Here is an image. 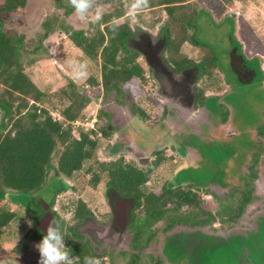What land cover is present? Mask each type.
I'll list each match as a JSON object with an SVG mask.
<instances>
[{
    "label": "trees",
    "instance_id": "1",
    "mask_svg": "<svg viewBox=\"0 0 264 264\" xmlns=\"http://www.w3.org/2000/svg\"><path fill=\"white\" fill-rule=\"evenodd\" d=\"M54 1L65 15L75 12L68 0ZM240 1L244 0H150V7L146 9L159 12L150 24L152 26L162 20L165 13L161 35L164 37L163 51L167 65L176 73L194 67L199 70L200 82L195 86L197 106L209 109L210 99L215 96L220 98L221 95L208 92H220L223 84L230 81L224 75L221 77L220 73L224 72L221 58L214 46L201 38L198 20L202 15L211 16V19L214 15H223L222 22H228L234 33L235 16L225 12ZM26 2L27 0H5L0 3V108L3 110L0 123V255L7 253L3 241L15 229V222L27 216L22 213L18 198L16 202L19 209L8 205L9 194L33 196L56 183V195L68 188L65 179L72 180L77 173H82L83 181L93 190L104 187L121 197L134 200L130 219L131 228L136 233L135 247L138 248L140 242L151 241L153 237H156V241L161 238V251L168 264H242L239 257L246 247L253 254L261 255L264 251V220L259 229L254 233L250 232L248 237L231 229L222 231L215 228L214 234H208L199 227L212 216L211 211L202 207V200L198 199L200 192L209 191V187L213 185L228 189L238 183L227 172L223 171L222 180L215 176L208 184H201L198 182L201 177H198L197 170H189L187 182H181L178 178V183L173 184L167 180L161 187L150 188L148 183L152 175L169 161L170 157H167L163 149L154 150L148 162L127 159L124 152H121V147L110 143L120 127L104 109H99L97 114L103 121L102 124L96 121L95 126L86 129L76 124L84 122L87 117V108L91 102L84 92L87 85L97 92L98 97L106 98L112 93L118 98L130 95L133 99L132 112L143 120L150 118L139 100L144 95L148 99L153 97L151 93L145 92V86L149 78L156 76L153 70L146 67L145 61L140 60L141 52L131 46L130 41L136 34L128 14L131 0L120 1L111 9L103 10L102 21L98 24L89 21L87 29L74 28L58 15L46 17L42 23L45 31L41 41L60 30L81 51L82 61L90 63V75L84 84L78 85L68 78L63 86L54 91L51 87L42 89L34 81L26 65L33 64L36 59L28 58L25 62V54L30 51L25 49L22 36L5 29L6 17L13 11H21ZM114 17L120 19L121 25L115 34L110 27ZM233 33L232 41L242 49V42ZM250 33L252 36V32ZM244 38L247 39L246 36ZM247 42L250 43L251 40ZM186 43L199 49L198 60L183 51ZM254 51L264 52V45L256 46ZM248 61L257 71L255 80H264L259 57ZM157 92L163 94L161 84ZM54 112L59 116H55ZM168 112L164 107L163 114ZM221 114L226 123L228 110L222 105ZM252 135H258L264 140V125ZM257 137L246 141L249 146L246 150L249 154V164L246 165L248 170L241 162L235 164L230 173H235V177L238 174L242 177V193L237 196L233 193L226 195L213 215L215 220L221 217L222 221H235L246 204L260 198L254 193V179L259 164L262 165L264 175V143H260ZM209 138L206 137L203 147H200V152H206L208 156V152L212 150V140ZM103 146L109 158H103L99 154ZM201 172L202 175L205 174L206 168L201 169ZM185 206H190V211H182L181 208ZM52 208L53 204L38 213L25 210L26 214L32 216L33 222L21 239V248L15 250L17 255L24 256L30 241L43 239L45 234L41 231V218L46 210ZM62 208L71 213L70 220L53 210L54 219L62 228L67 229L65 245L72 256L78 258L77 264H83L85 256H99L90 240L78 228L80 222L93 215L91 205L83 198H78ZM158 222L165 224L162 231L164 235H156L159 228L154 231L153 227ZM187 224L195 229L185 230L183 226ZM174 225H181L182 228L170 232ZM18 228L23 229L21 224ZM260 243L262 246L257 250L255 245ZM136 256L137 263L140 253ZM101 264H110V261L102 260ZM156 264H161L160 260Z\"/></svg>",
    "mask_w": 264,
    "mask_h": 264
},
{
    "label": "rangeland",
    "instance_id": "2",
    "mask_svg": "<svg viewBox=\"0 0 264 264\" xmlns=\"http://www.w3.org/2000/svg\"><path fill=\"white\" fill-rule=\"evenodd\" d=\"M4 1L0 0V3ZM120 1L126 2L127 0H101L102 11L111 9ZM158 13L156 10H145L136 18H131L133 28L136 31L135 36L141 33L143 38L149 36L155 42L159 41L161 43L164 40L161 35V25L165 13L162 20L157 21L153 26L150 25L154 22ZM228 13H232L236 19L234 33L231 31L232 27L228 22H222L223 15H214L212 19L211 16L202 15L198 20L201 27V38L210 42L221 58L222 70L224 71L220 73L221 77L225 75L226 78L230 79L229 83L223 84L222 91L217 93L215 91L208 92V94L221 95L220 98L215 96L210 99V110L204 107L195 109L192 106V99H189V104L184 105L172 101L171 107L166 108L168 111H172V115L167 113L164 115L166 96L163 93V87L162 93L164 95L158 94L160 83L156 78H149L145 86V92L151 93L153 97L148 99L144 95L139 100L150 115L148 120H143L132 112L133 99L130 95L126 98H118L115 93H112L106 98L98 97L97 92L87 85L84 87V92L91 99L87 108V117L84 122L80 121L81 124L80 122L76 123L85 127V129L95 126L96 121H100L102 124L103 121L97 115L98 111L99 109L108 111L112 121L120 127L110 139V143L112 145L117 144L122 150L126 149L127 151L124 152L125 157L140 163L151 159L152 150L163 145L167 157L170 158L152 175L151 181L148 183L150 188L161 187L167 180L173 184L178 183L179 180L187 182L189 170H197L198 177H201L198 182L201 184H208L214 180L215 176L217 179L218 177L221 179V175L224 174L223 171L227 172L230 178L238 183H234L235 185L228 189L213 185L208 189L211 194H208V192H200L199 194V199L203 200L202 207L209 209L213 204L215 211L226 195L233 193L237 196L240 189L243 188L240 183L242 177L239 174L235 177V173L233 175H230V173L233 172L232 168L235 164L241 162L244 163V166L249 164V156H247L249 154L246 153L249 146L246 141H252L253 137L256 138L258 135H252V133L264 125V80L241 82L237 78L238 74L232 68L230 61V53L234 48L230 35L233 33L234 37L242 42V51L247 59L259 57L260 67L264 72V52L254 51L256 46L264 45V0L237 2L235 6L228 8L225 14ZM50 15L63 17L74 28L87 29L89 27L90 20L87 22L81 21L75 15V12L65 15L63 9L58 8L54 0H27L26 6L21 11H13L6 17L5 29L17 32L22 36L25 49L30 51L29 54H25V62L28 61V58L36 59L33 64L26 65L27 71L31 73L34 81L42 89L51 87L53 91L57 90L67 82L68 78L73 79L78 85H82L86 80L77 79L73 70V64L82 61V53L74 46L69 37L58 30L41 41V36L45 31L42 23ZM250 32H252V36ZM142 37L132 38L130 41L131 46L140 49V44L143 41ZM247 40H251V42L248 43ZM248 44H251V46H248ZM183 51L196 60L200 58L199 49L188 43L183 46ZM140 60L144 61L142 57ZM84 61L88 63V66L90 65L87 60ZM79 70L83 71L85 69ZM120 99L122 101L119 102ZM47 105L49 104L47 103ZM221 105L228 110L229 117L226 123L223 121L224 115L221 114ZM53 114L59 116L57 112ZM2 116L3 110L0 108V123ZM206 137H210L209 139L212 140L210 142L212 150L208 152L209 156L206 155V152L203 154L200 152V147H203ZM257 139L260 143H264L261 137H257ZM99 154L103 158L110 157L105 146L100 148ZM179 167L181 168L178 169ZM203 168H206V172L202 175L201 169ZM262 174L260 166L254 179V193L259 195H264V177ZM178 178L180 179L178 180ZM65 183L68 188L56 195L54 194L55 188L58 187L56 183H52L51 186L33 196L9 194L7 198L8 205L13 209L21 207L22 213L27 216L22 220H17L15 229L4 239L3 247L7 253L0 255V264H39L40 253L35 241H30L29 248L24 256L22 254L19 256L15 252L16 249L21 248V239L32 226V217L26 214L25 210L38 213L54 201V209L66 219H70L71 214L64 211L62 207L78 198L86 200L98 214H100V211L108 209L107 200L104 196L109 195L111 191L107 190L108 193H106L104 187L93 190L83 181L82 173H77L72 180L65 179ZM213 195H215V200H213ZM17 198L18 202H21L20 207L16 202ZM260 205L261 201L253 200L244 211L245 214H242L239 219L228 223L226 222L228 219L222 221L219 217L214 221V227L221 228L222 231H228L233 229L232 227L235 225L238 227L239 232L246 229H255L257 228L255 217L261 213ZM253 206H256V208H253ZM257 213L259 214L257 215ZM19 224L22 225L23 229L18 228ZM161 226L162 223H159L157 227ZM38 240L42 241L40 238ZM152 249L150 247V250ZM263 254L264 251L261 252V255L251 254L252 264H264Z\"/></svg>",
    "mask_w": 264,
    "mask_h": 264
},
{
    "label": "flooded vegetation",
    "instance_id": "3",
    "mask_svg": "<svg viewBox=\"0 0 264 264\" xmlns=\"http://www.w3.org/2000/svg\"><path fill=\"white\" fill-rule=\"evenodd\" d=\"M137 36L142 37V34L139 33ZM137 36H134L133 39L137 38ZM231 43L234 44L232 39H231ZM138 50L141 52L142 58L144 59L147 67L153 70L156 76L155 78L163 87V93H165L166 96V100H165L166 108L169 109L171 107L173 103L172 101L178 103L179 105L189 104L188 102L189 99L190 100L192 99L191 100L193 103L192 106H194L195 109L201 107V106H197L195 101L196 99L195 86L200 81V72L196 67L191 69H186L181 73H176L172 68H170L164 59V51H163L164 40L161 43L159 41L155 42L151 37L148 36L146 38H143V41L140 44V49ZM230 54L231 56L230 55L229 56H230L231 65L232 68L238 74L237 78L243 83L254 81L255 78L257 77V71H255V68L250 64V62L248 61L249 59H247L242 49H239V47L236 44H234V48L232 49ZM171 112L172 111L169 110L167 114L172 115ZM156 149L164 150V147L162 145L158 148H154L152 152ZM125 151L127 150L126 149L121 150V152H125ZM145 162H148V160H146ZM260 166L262 169L261 164L258 165V167ZM107 190L111 191L109 195L104 194L106 195L104 196V198L107 200L108 209L105 211H100V214H98L97 211L93 209L94 211L93 215L87 217L85 220L80 222L78 227L80 232L83 235H85L90 240L91 244L94 246L95 250L99 255L97 256V258H99L101 261L102 260L110 261V264H156L157 260H160L161 264H168L165 256L161 251L162 249L161 238H159V240L156 241L155 240L156 237H153L151 241L140 242L139 247L138 248L135 247L134 239L136 233L131 228V219H130L131 209L134 205V200L121 197L111 189H106V191ZM242 190L243 189L241 188L239 191V195L240 193H242ZM108 191L106 193H108ZM202 192H206V193L208 192V194H211L210 191H202ZM259 196L260 198L253 199L255 201H261V205H260L261 213L260 214L257 213V215L258 214L259 215L255 217L256 218L255 224L257 228L244 230L242 233L244 235H247V237L249 236L250 232L254 233V231H257L259 229V225L261 221L264 220V195H259ZM213 200H215V195H213ZM249 203L244 206V209L240 216H242V214H245L244 211L246 210V208H248ZM52 204H53V208L46 210L45 213L42 215L41 223H40L42 232L54 219V213H53V210H55L54 201ZM50 205H48L46 209ZM190 208H191L190 206H185L183 207V209L181 208V210L187 212L190 211ZM253 208H256V206H253ZM205 210L211 211L212 216L208 218V221L205 224L199 227L202 232L208 234H214L215 218L213 215H215V208L213 207L212 204V206L209 207V209H205ZM240 216L238 217V219L240 218ZM31 220L33 222V218H31ZM226 222H228V220ZM159 223H162L161 227H157ZM183 227L185 230L188 231L189 230L192 231L195 229V227L191 226L190 224L184 225ZM153 228L154 231L156 229L158 230L159 228V231H157L156 235L162 233L164 235V232L162 231L165 228V224L163 222L156 223ZM181 228H182L181 225H176V226L174 225L173 229H171L170 232L176 231V229L180 230ZM232 228L233 229L231 230L238 231L237 226L234 225ZM44 234L46 235L47 232H45ZM36 243L38 245L40 241L37 240ZM255 246L257 250H259L262 246V243H260V245L257 244ZM150 247H152L153 249L150 250ZM156 247L159 248L157 249ZM137 253H140V258H138V262L136 263ZM251 254L253 255L252 250H249L246 247L244 249L243 254L239 257V261L242 264H252L253 259ZM120 261L121 263H119Z\"/></svg>",
    "mask_w": 264,
    "mask_h": 264
},
{
    "label": "clouds",
    "instance_id": "4",
    "mask_svg": "<svg viewBox=\"0 0 264 264\" xmlns=\"http://www.w3.org/2000/svg\"><path fill=\"white\" fill-rule=\"evenodd\" d=\"M68 3L81 21L87 22L90 20L92 23L98 24L103 19L101 0H68ZM128 7L130 17L134 19L150 7V0H131ZM119 21V18L114 17L110 22L114 34L118 32L121 26ZM79 69L85 70L81 71ZM73 70L79 80H86L90 75L86 61L75 62ZM29 223L31 222L29 221ZM66 235L67 229L62 228L55 219L49 223L47 234L36 246L40 253L39 264H77L78 258L73 257L65 245ZM83 264H101V260L97 257L85 256Z\"/></svg>",
    "mask_w": 264,
    "mask_h": 264
},
{
    "label": "water",
    "instance_id": "5",
    "mask_svg": "<svg viewBox=\"0 0 264 264\" xmlns=\"http://www.w3.org/2000/svg\"><path fill=\"white\" fill-rule=\"evenodd\" d=\"M166 84H167V83H166ZM167 85H168V84H167ZM44 228H45V227H44ZM46 230H47V228H45V229L43 230V232H44V233L47 232Z\"/></svg>",
    "mask_w": 264,
    "mask_h": 264
}]
</instances>
